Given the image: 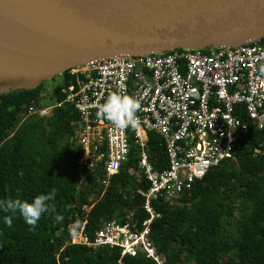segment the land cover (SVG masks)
<instances>
[{"label":"trees","instance_id":"1","mask_svg":"<svg viewBox=\"0 0 264 264\" xmlns=\"http://www.w3.org/2000/svg\"><path fill=\"white\" fill-rule=\"evenodd\" d=\"M68 81L62 74V83L52 88V102L44 105L61 100L60 89ZM43 89L42 81L32 88L0 92V200L30 202L55 189L34 227L18 212H0V264H155L141 254L121 257L117 247L67 243L70 224L79 228L84 220L88 236L102 221L122 223L130 213L140 223L148 214L141 209L138 190H145L147 182L127 171L138 160L133 144L128 160L107 185L101 182L100 167L80 168L82 149L73 140L78 116L71 104L25 116L30 104H42ZM241 119L247 122L244 114ZM147 141L156 166L161 148L151 132ZM239 141L233 158L210 168L176 200H152L160 216L152 221L150 238L169 264H264V131L248 126ZM92 193L94 203L86 211ZM5 216L11 226L4 223Z\"/></svg>","mask_w":264,"mask_h":264},{"label":"built area","instance_id":"2","mask_svg":"<svg viewBox=\"0 0 264 264\" xmlns=\"http://www.w3.org/2000/svg\"><path fill=\"white\" fill-rule=\"evenodd\" d=\"M261 66L264 43L257 40L235 46L115 55L67 68L63 74L69 81L60 89L63 98L51 105L30 104L25 116L45 115L63 102L71 104L78 116L73 122V140L82 149L77 163L91 171L100 167L105 185L128 160L131 144L135 145L138 160L127 171L147 182V188L138 192L150 215L140 227L137 220L131 226L129 221H105L92 238L83 226L73 225L71 242L117 246L121 255L144 254L158 264H168L150 238L151 218L160 216L151 202L176 198L210 168L233 158L248 126L264 131ZM110 93L137 99L135 127H117L96 117L97 105ZM149 132L161 148L158 157L162 161L155 158L156 166L149 158Z\"/></svg>","mask_w":264,"mask_h":264},{"label":"water","instance_id":"3","mask_svg":"<svg viewBox=\"0 0 264 264\" xmlns=\"http://www.w3.org/2000/svg\"><path fill=\"white\" fill-rule=\"evenodd\" d=\"M263 36L264 0H0V92L90 59Z\"/></svg>","mask_w":264,"mask_h":264},{"label":"clouds","instance_id":"4","mask_svg":"<svg viewBox=\"0 0 264 264\" xmlns=\"http://www.w3.org/2000/svg\"><path fill=\"white\" fill-rule=\"evenodd\" d=\"M260 71L264 72V66L260 67ZM40 105H44V104H40ZM138 109H139V103H138L136 98L128 96V95H121L119 93H110L103 99L102 103H99L97 105L96 117L98 119H104L106 121H109L117 127H127V126L135 127L138 123V121L136 119V112L138 111ZM110 177L111 176H109V178ZM104 178H106V176ZM109 178H108V181H109ZM54 195H55V189H52L47 193H42V194L36 195L35 197L32 198V200L30 202L29 201H22L20 199H3V200H0V212H12V213L18 212L19 215L23 218L24 222L27 225L34 227L37 224L38 220L41 218L42 214L48 210V203L47 202L50 199H52ZM89 197H90V195H89ZM176 198H173V199H176ZM84 209L87 211V204L84 205ZM149 216L150 215L148 214V216L146 218H148ZM146 218H144L143 220H145ZM154 218H157V217H152L151 221H153ZM57 219H59V217H57ZM106 221H115V220H106ZM125 221H129L128 223L131 226L132 222L130 220V214H127L124 222ZM104 222L105 221H102L100 226L96 230H98ZM115 222L119 223L118 221H115ZM124 222H122V223H124ZM141 222L138 223L139 226L141 225ZM4 223L11 226L10 217L5 216L4 217ZM85 223H86V220L83 221L81 226H84ZM122 223H120V224H122ZM151 224H152V222H151ZM70 226H71L70 228L72 229V231L70 232V236H69L67 243L81 244V245H86V246L92 247V248L99 247V246H107L109 248L117 247V246L110 247L108 245L92 246V245H87L85 243L71 242L73 225L70 224ZM95 231H94V233H95ZM150 231H151V226H150ZM93 236H94V234L92 236H89V237L92 238ZM117 248H119V250H120V247H117ZM157 250H158L159 254H162L165 257L166 262L169 264L165 254L162 251H160L158 248H157ZM120 255H121V252H120ZM127 255H129V254H127ZM141 255H144V254H141ZM122 256H124V255H121V257ZM130 256H132V255H130ZM147 258L152 260L155 264H158L154 259H152L150 257H147ZM120 263H121V261H120ZM120 263H118V264H120ZM190 263L191 262L186 263V264H190Z\"/></svg>","mask_w":264,"mask_h":264},{"label":"rangeland","instance_id":"5","mask_svg":"<svg viewBox=\"0 0 264 264\" xmlns=\"http://www.w3.org/2000/svg\"><path fill=\"white\" fill-rule=\"evenodd\" d=\"M60 83H62V74L55 75V76H53L51 78H48V79H45L43 81L44 89H43L42 95H41L42 96V98H41V103L42 104L51 103L52 102V99H51V96H50L51 93H52V88L55 85L60 84ZM82 174L84 176V173H82ZM88 199H89V196H88Z\"/></svg>","mask_w":264,"mask_h":264},{"label":"crops","instance_id":"6","mask_svg":"<svg viewBox=\"0 0 264 264\" xmlns=\"http://www.w3.org/2000/svg\"><path fill=\"white\" fill-rule=\"evenodd\" d=\"M105 177V173H103V177L102 178H104ZM94 193H92L91 195H90V197H89V200L91 201L89 204H87V209H90L92 206H93V200L95 199L94 198ZM162 199V198H161ZM158 200V199H157ZM164 200V199H163ZM143 204H144V198H143V202H142V205H141V209L144 211V213H146V214H149L145 209H144V207H143ZM151 206H152V204H151ZM152 208L154 209V207L152 206ZM110 220H115L116 221V219H110ZM130 220L131 221H134V220H137V219H134L133 217H132V214H130ZM104 221H106V220H104Z\"/></svg>","mask_w":264,"mask_h":264}]
</instances>
